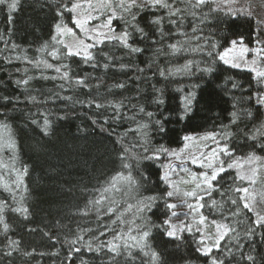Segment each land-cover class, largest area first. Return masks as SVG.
Segmentation results:
<instances>
[{"label": "trees", "instance_id": "obj_1", "mask_svg": "<svg viewBox=\"0 0 264 264\" xmlns=\"http://www.w3.org/2000/svg\"><path fill=\"white\" fill-rule=\"evenodd\" d=\"M11 2L0 4V97L10 96L14 102L0 106V264H211L213 258L223 264H264V227L252 223L256 219L254 210L244 209L241 194L234 191L247 185L236 179L235 168L220 174L213 181L211 195L201 200L205 217L235 230L208 256L203 255L204 243L200 241L204 239L196 228H184L179 235L166 234L170 231V225L164 223L171 215L166 206L170 204L166 195L170 188L161 180L167 160V152L162 149L180 148L183 137L190 133L214 132L234 155L247 157L254 152L264 157V151L259 150L264 144L260 138L264 107L256 103L260 82L254 71L219 59L233 40L242 39L253 46L259 32L255 15L242 11L229 16L226 7L218 8L212 0L200 8L193 7L195 0H168L173 9H183L179 17L182 24L178 28L166 19L157 31L148 22L166 16L167 11H140L137 22L148 36L141 40L136 34L130 43L143 49L141 53L130 54L117 41L104 40L91 49L95 60L86 63L83 56L66 55V48L61 46L53 63L68 66L69 82L44 79L42 76L61 74L35 67L36 62L45 61L41 50L53 41L56 25H73L72 13L66 11L71 7L69 0H16L15 9L8 7ZM118 3L112 0L116 9L112 25L121 33L129 18L116 8ZM171 43L188 50L167 54L170 50L166 45ZM157 49L165 54H157ZM189 60L193 62L190 72L183 70ZM105 63L108 68L103 67ZM120 64L128 67L122 69ZM197 67L212 70L202 72ZM137 68L145 71L137 72ZM158 69L166 70V78L159 76ZM169 69L174 75H168ZM29 76L33 79L28 85L16 83ZM77 77L85 78L87 87L76 85ZM122 82L125 88L116 87ZM189 92L195 94L191 111L177 120L182 97ZM158 96L164 100L159 107L154 103ZM93 100L105 107L96 108ZM117 101L129 105L127 110L121 109L123 119L115 118L113 109L107 107ZM141 106L145 108L143 113L139 112ZM234 111L239 119L232 124ZM249 111L254 118L244 115ZM146 112L155 115L150 120ZM133 116L135 121L130 119ZM45 119L49 121L46 133ZM155 119L162 120L163 131L152 126ZM253 135L257 137L255 146ZM122 154L127 159L122 160ZM124 163L132 165L130 171L138 186L121 203L125 208L132 207L124 212V223L115 215L98 219L85 206L98 198V190L112 176L124 171ZM149 197L156 199L148 202ZM232 199L237 205L230 203ZM140 201L149 203L143 212L137 211L142 206ZM16 208L27 211H14ZM237 208L239 213L233 214ZM104 225L109 231L100 236ZM144 231L147 237H143ZM77 236L83 240L73 244ZM109 241L120 246L118 254L107 247L88 251L89 243L95 249ZM125 243L130 247L126 249ZM72 248L81 251L73 252L69 259Z\"/></svg>", "mask_w": 264, "mask_h": 264}, {"label": "snow or ice", "instance_id": "obj_2", "mask_svg": "<svg viewBox=\"0 0 264 264\" xmlns=\"http://www.w3.org/2000/svg\"><path fill=\"white\" fill-rule=\"evenodd\" d=\"M225 2L227 3L228 0H225ZM232 2H234V0H232ZM5 3V0H0V4ZM69 3L71 4V7H67L66 11L71 14L73 12H75L78 8L83 7V5L80 4H76V3H72L71 0H69ZM112 4V0H101V8L104 7H110ZM16 0H12V2L10 4H8V7L15 9L16 8ZM89 7H91V4L88 5ZM202 6H208V0H195V3L193 5L194 8H200ZM217 7L219 8V5H217ZM116 8L122 10V12L124 14H126V16L129 19H125L124 21V29L121 32L120 35L118 36H109V35H105L104 36V40L107 41H112L115 40L117 41L120 45H122L123 48L128 49L129 53H141L144 50L141 49L138 46H133V44L130 43V40L133 38L134 35L139 34L141 40L146 39L148 36V33H146L144 31L143 28L139 27V24L137 22V15L140 11L145 10V9H151V8H162L165 9L167 11V15L166 16H157L155 19L150 20L149 26H155L154 30H160V26L162 24H164L165 20L167 19V22L169 25H176L178 28L180 27V25L182 24V20H179L180 15L183 14V9L180 8H175L173 9L172 4H170L168 2V0H119V3L116 5ZM243 10H240V12L234 11L233 9L229 8L227 11V15L229 16H233L235 17L236 15L241 14ZM192 15L194 16L195 13L193 12ZM99 19L100 17H93L92 15H88L87 19H78L73 17L71 20V23L75 26L76 29L82 30L85 35H87L88 31H93L95 32V29H85V24H89L93 19ZM116 18V9H112L108 16H107V20H106V25L110 27L113 19ZM123 18V17H121ZM251 18V17H249ZM56 28L58 31H67V32H73L72 28H61V26L58 24L56 25ZM112 31H114V29H112ZM197 31V29L195 27H193V33H195ZM162 37H163V33H161ZM99 34H95L91 37H88V39L92 40L91 44H86L85 45V51H84V55H83V59L84 61L87 62H91L93 60H95V55L93 54V52L91 51V49L96 48L97 44H102L104 43V40H100L98 39ZM203 37H199L198 39H202ZM53 40H56V37L53 36L52 37ZM242 43V39L240 41ZM232 45H235L237 43V41L233 40L230 42ZM80 44H84V41H80ZM213 47H215V45H212ZM67 48V52L66 55L68 56H81V52L80 51H73L71 47L65 46ZM166 47L170 50L169 53L167 54H171V55H176L180 52L183 51H187L188 49L184 46H178L177 43H171L166 45ZM196 50V49H193ZM246 50V49H245ZM227 51V50H226ZM157 54H165L163 53L160 49H157ZM50 56H52L54 59L57 58L60 53L54 48L52 52L49 53ZM102 55L107 56V53H102ZM209 55H212V53H209ZM111 58V57H109ZM219 59L221 61H224V63H229V61H227L225 59V57L223 55H221L219 57ZM29 63H31V61H29ZM193 65V62L191 60L187 61V63L183 66V70L185 71H191V66ZM93 67H97L98 64H93ZM236 67H240L239 64L235 65ZM36 68H43V69H54V71L58 74H61L60 76H51V77H43L44 79H52V80H56V79H61L63 81H70V75H69V71L65 70L68 68L67 65H61V66H54L53 63L47 62V61H38L35 64ZM103 67L108 68L109 64L105 63L103 65ZM128 67L125 64H120V68H126ZM148 70L151 71V65H149ZM198 71H211V68H206V69H199L197 67ZM137 72L143 73L145 71V69L143 68H137L136 69ZM177 71H181V69H177ZM252 71H255V69H252ZM158 74L161 77H165L166 78V70L165 69H158ZM155 75V73H154ZM168 75H174V73L169 69L168 70ZM256 76L262 78V80H264V72H256ZM140 77H136L135 79H139ZM33 79V77L29 76L27 79H21L16 81L17 84L19 85H28L29 81ZM75 84L76 85H81V86H85L87 87L86 84V79L82 78V77H77L75 79ZM127 85L125 83H119L116 85V87L118 88H125ZM233 87H237L236 84H233ZM182 90V89H181ZM157 94L160 93L159 89L155 90ZM137 93L139 94V87H137ZM35 97H31V100L33 102H35ZM195 99V94L193 92H189L187 95L182 97V106L180 107V109L176 112V119L180 120V119H184L185 116L187 115L188 112L191 111V106L193 103V100ZM249 99H251V97H249ZM0 100L3 101V107H6L9 104H13V99L10 96H4V97H0ZM154 103L157 105V107H159L160 105L164 104V100L162 98H160L159 96L154 100ZM256 103L258 105H260L261 107H264V93H257L256 94ZM92 104L96 107V108H101V107H105L104 105H101L99 103H96L95 100L92 101ZM107 107H111L113 109V116L115 118L118 119H123V114L121 112V109L127 110L129 108V105H126L122 102H115V103H109L107 105ZM132 110L136 111V107L135 105H132ZM139 112H145V108L144 107H140L139 108ZM147 117L151 120L154 117V113L153 112H146ZM161 116H163V113L160 114ZM244 115H246L249 118H254L253 114L249 111V112H245ZM232 116V120L231 123L235 124L236 121L239 119V116L237 115V113L234 111L233 113H231ZM169 117H164V119H168ZM130 119H132L133 121H135V116L130 117ZM49 125V121L47 119L44 120L43 122V130L46 133L47 132V128ZM152 126L158 128V130L163 131V122L161 119H155L154 121H152ZM138 127H143V128H147L148 125H140ZM261 128H264V124L261 125ZM135 131V130H134ZM257 131H259V129H257ZM145 135H147V133L145 132ZM211 138L213 140H215V134L211 135ZM260 138L262 140H264V132H261V136ZM183 139L185 141L189 140L190 137L185 136L183 137ZM222 140H225L226 137L222 136L221 137ZM251 139L253 140L254 146H255V141L257 139V137L255 135L251 136ZM217 143V147L213 148L210 152V157L212 159H217L219 157V155L222 153L224 156L227 157H231L233 155V151L230 150L229 146L227 143H224L222 146L220 144L219 141L216 142ZM9 147H14V145L9 144ZM259 150L260 151H264V144L259 145ZM127 151V150H125ZM148 149H145V153H147ZM162 151L167 152V149H162ZM145 159H153V158H158L157 156H145ZM122 160L127 159L126 156H124L122 154L121 156ZM246 163H248L249 165H255L258 161L260 160H264V157H259L257 156L254 152H250L248 154V156L245 158ZM190 162L192 164H197V160L194 158L190 159ZM225 161L220 160L219 161V167L218 170L215 167V165L213 163H208L207 164V168L209 169V171H205V172H201L199 173V177L202 178V183L197 184L196 188L203 191L204 192V196L198 195L197 191H192V192H187L184 193L185 196L188 197H194L197 200L198 206L199 208H203L204 205L200 204L199 201L203 200L205 198V196H210L211 195V189L215 188V185L213 184V181H217L218 176L222 173H224L227 169H232L234 167H242V165H238L235 162L233 163H228L227 164V169L225 168ZM201 166H203V161H201ZM124 171H119L117 172L114 176H112L107 182H106V186H103L102 189L98 190V198H95L93 200L88 201V204L85 206L86 209L88 211L94 212L97 216V218L99 219L101 216L111 219L112 216H117V220H119L120 223H124L122 217L125 211H127V209L131 208L132 205H127V208L124 207V205L121 203V201L124 200V197L129 196L131 194V192L135 191L137 188V181L135 180V178L132 176V173L130 171L132 165L124 163L122 165ZM259 173V168L258 167H252L250 169V174L245 173V174H241V173H237L236 175V179L240 180V181H249L251 183H255V178L257 177ZM194 178H195V174H194ZM161 180L163 181H167L168 180V176L164 175L161 177ZM19 186V185H17ZM234 191L236 193H240V201H242V207L244 209H247L249 212L253 211L252 208V204L249 202V188L248 187H237L234 189ZM167 197L171 198L174 195L173 191H168L166 193ZM155 197H149L147 198V201H153L155 200ZM145 202V201H140L139 203L142 205L140 208L137 209L138 212H143L147 207H149V203ZM230 203L232 205H237V200L232 199L230 201ZM213 204H216V201H213ZM91 206V207H89ZM167 208L169 209H174L177 207L176 204H167L166 205ZM188 208L189 209H194V206L192 204H188ZM14 211L17 212H26L27 209L26 208H16L13 209ZM195 210V209H194ZM0 212H2V209H0ZM239 213V209L237 208V211L233 214H238ZM85 214H87V212H85ZM179 215V213L176 212H172V216H177ZM257 218L255 220L252 221V223L254 225H256L257 227H264V216H261L259 213H256ZM201 222H203V220L205 219V217L201 216ZM113 223H116V220L112 221ZM165 224H169V221L166 220L164 221ZM215 223V221L213 222ZM104 231L99 232L100 236H104L108 231V226L104 225ZM224 227V231L220 232L218 238L215 240V243L212 244L211 247H205L203 249V255L208 256L209 254H211V252L213 251V248L219 249L220 248V241L224 239V237L229 233V232H233L235 231L232 228H228L227 226H222ZM4 228L5 230H7L8 225L4 224ZM188 230L191 231V227L188 226ZM89 231H91L89 229ZM129 231H131V229H129ZM139 231V229H138ZM166 234L168 236H174L175 232L174 231H167ZM252 232L251 230H249L248 235H251ZM120 234L117 233V236H119ZM148 236V232L144 231L143 232V237H147ZM115 239V237H114ZM132 239H135V237H132ZM78 240H83L82 236H77L76 240L72 241L73 244H75ZM201 244L204 243L203 240L200 241ZM103 247H107L109 252L111 253H115L118 254L119 253V248L120 246L109 241L107 243L105 242H101L100 244L97 245V247L95 249L92 248L91 244L89 243L88 245V251H96L99 252L102 250ZM124 247L127 249L130 246L125 243ZM199 250V249H198ZM81 249L80 248H72L69 252V259H71V255L73 252H80ZM155 256V254H153ZM248 259H252V257H248ZM211 264H223L222 260H217L216 258H213L211 261Z\"/></svg>", "mask_w": 264, "mask_h": 264}, {"label": "rangeland", "instance_id": "obj_3", "mask_svg": "<svg viewBox=\"0 0 264 264\" xmlns=\"http://www.w3.org/2000/svg\"><path fill=\"white\" fill-rule=\"evenodd\" d=\"M216 5L226 7L237 11L238 8L243 11L251 12L255 15L258 20V34L252 47H249L244 43L240 42L241 39L235 40V45H230L225 49L221 55L225 57L228 64L235 66L239 64L241 68L252 70L256 72H264V0H212ZM76 4L83 5L72 13V18L87 19L88 15L93 17H100L99 19H93L89 24H85V29H95V32L88 31L87 35L82 30L76 29L74 25L63 24L61 28H72L73 32L58 31L56 29L55 37L49 45L42 49V54L45 56V61L53 63L55 60L49 55L50 52L55 48L57 51L60 47L68 46L72 50L80 51L81 56L84 55L85 45L91 44L92 40L88 39L95 34H99L98 39L104 40L105 35L118 36L121 33L117 32L113 25L110 27L105 26L109 12L114 9L112 4L110 7L101 8V0H76ZM91 4V7L88 5ZM114 29V31H112ZM80 41H84V44H80ZM66 48V47H65ZM246 49V50H245ZM67 50V48H66ZM227 50V51H226ZM49 57V58H46ZM57 59V58H56ZM54 64V63H53ZM236 67V66H235ZM239 67V68H240ZM261 89L258 93H264V80L257 77ZM215 134V140L211 138V135ZM186 136L190 137L189 140L185 141L180 148H171L167 151V160L164 163V175L168 176L166 183L169 186V191H173L174 195L170 198V204H176L177 207L171 209V215L168 218L170 231H174L175 235H179L184 228L194 227L199 230L204 239V248L211 247L218 238L220 232L224 231L223 225L210 220L205 217L201 208H199L196 198L185 196L184 193L197 191L198 195L204 196V192L197 189L196 185L202 183V178L199 177V173L209 171L207 168L208 163H213L218 170L219 161H225V168L227 169L228 163L235 162L242 167H234L237 172L241 174H250L252 167H258L259 173L255 178V183L249 181L246 182V186L249 188V202L252 204V208L257 218L256 213L264 216V160L258 161L255 165H249L246 163L245 158L242 156L232 155L231 157L224 156L222 153L217 159L210 157V152L213 148L217 147V141L219 136L214 132L205 133H190ZM220 142V141H219ZM221 146L223 143H221ZM194 158L198 162L192 164L190 159ZM203 161V166H201ZM195 174V178H194ZM201 204V201H199ZM188 204H192L194 209H189ZM172 212L179 213L177 216H172ZM201 216L205 217L201 222ZM203 248V249H204Z\"/></svg>", "mask_w": 264, "mask_h": 264}]
</instances>
